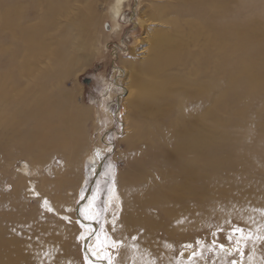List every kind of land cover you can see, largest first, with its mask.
<instances>
[{"label": "bare ground", "instance_id": "bare-ground-1", "mask_svg": "<svg viewBox=\"0 0 264 264\" xmlns=\"http://www.w3.org/2000/svg\"><path fill=\"white\" fill-rule=\"evenodd\" d=\"M112 2L108 32L119 33L129 0ZM100 5L0 0V264L79 263L81 235L65 219L75 163L90 147L89 121L100 131L113 115L106 102L79 103L67 79L97 47ZM140 14L144 54L115 67L130 78L127 138L140 144L109 200L114 264H211L196 235L231 221L246 239L219 242L213 263L236 253L234 264H263L264 0H155ZM88 210L97 213L94 200Z\"/></svg>", "mask_w": 264, "mask_h": 264}, {"label": "rangeland", "instance_id": "rangeland-1", "mask_svg": "<svg viewBox=\"0 0 264 264\" xmlns=\"http://www.w3.org/2000/svg\"><path fill=\"white\" fill-rule=\"evenodd\" d=\"M100 1L101 5L98 8V12L100 13V26L97 29L100 32L97 47L92 52H89L88 58L83 61L80 68L74 75H70V79H67V87L74 91L79 103L97 111V106L99 105L101 107L102 103L106 102L108 103L107 109H110L113 115V121L111 123H101L103 127H101L100 131L95 129L94 119L89 121L91 144L85 150V154L75 163L77 165V173L74 179H77L79 187V190L75 194L76 207L73 215L71 214L72 212L67 211V213L71 214L69 216L72 218L67 217L65 219L75 224L78 229V236L81 235L83 237L82 242L79 237L76 243L80 252L78 264H109V260H111V264H114L117 248L120 245L114 239L108 238L106 225L108 220L106 219L110 212L109 200L114 188L118 185L119 173L124 171L128 166L130 157L129 150L138 148L140 143L129 144L127 138L129 130L133 128L127 127V122L131 123L133 116L128 114L126 119L127 107L125 104L128 92V89L126 91V86L128 87V80L130 78L126 72L120 74V71H117L115 67L122 69L123 58H133L131 54L136 48L138 49H136L137 54L135 56H143L145 48V39H143L145 28L142 27L139 20V16L141 15L140 11L155 0H129L121 17L122 30L119 33L108 32L110 30L109 25L113 23L110 16L113 4L112 0ZM102 45L104 46L103 52L101 53ZM102 76L110 80L111 87L116 94L113 99L105 100L106 91L104 92L103 90ZM117 82L119 83L117 84ZM96 111L93 113L94 116ZM133 146L135 147L133 148ZM92 153L95 154L96 158L92 159ZM61 161L59 160V162ZM15 164L16 166L13 167V170L16 172L21 171L20 167L17 168V166L22 165V162L17 159L15 160ZM13 177L15 178L16 175ZM8 180H12V178ZM7 184L10 185L11 183L8 182ZM30 198L32 200L31 205L33 204L32 207L41 204L38 200H35L36 198L32 196ZM91 200H94L97 213L89 215L88 208ZM46 202L51 206L52 201L50 199L47 198ZM63 209L66 210L65 208ZM237 229H241L242 232L236 231ZM85 230L87 235L84 234ZM243 232L246 233V229L233 221L221 225L220 228L216 224H212L209 228L202 229L197 233L196 236L201 238L200 242L196 243V245L200 249H203V259L205 261L211 264H219L215 261L213 263L215 253L220 250L218 243L231 244L236 242L235 239L237 237L244 240L246 239V234L244 235ZM162 235L163 233L161 237ZM213 236L218 241L212 242ZM96 238L100 242L96 250L99 253L93 255V248L90 245L92 243L91 241H94ZM109 239L112 242H109ZM195 240L193 237L191 242H196ZM259 249L264 251V241L261 243V246L259 245ZM243 251V255L246 257L248 251L245 248ZM243 251L240 253H243ZM106 254L107 258H105ZM231 255L227 256L226 259L224 258L223 260L225 261L222 264H234L232 259L238 258L239 256L236 253ZM239 258H242V256Z\"/></svg>", "mask_w": 264, "mask_h": 264}, {"label": "snow or ice", "instance_id": "snow-or-ice-1", "mask_svg": "<svg viewBox=\"0 0 264 264\" xmlns=\"http://www.w3.org/2000/svg\"><path fill=\"white\" fill-rule=\"evenodd\" d=\"M45 203H47V202H45ZM236 231L242 232L241 229H237ZM81 239H83V237H81ZM93 255H95V252H93ZM105 258H107V254L105 255ZM109 264H111V260H109Z\"/></svg>", "mask_w": 264, "mask_h": 264}]
</instances>
